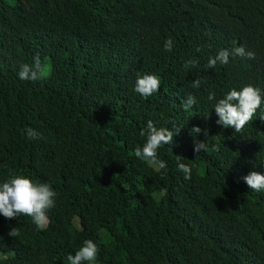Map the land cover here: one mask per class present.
<instances>
[{
	"label": "trees",
	"instance_id": "1",
	"mask_svg": "<svg viewBox=\"0 0 264 264\" xmlns=\"http://www.w3.org/2000/svg\"><path fill=\"white\" fill-rule=\"evenodd\" d=\"M240 46L255 58L206 67ZM36 57L47 71L21 80ZM145 73L161 78L146 99ZM249 84L264 93V0H0V183L19 173L57 193L42 228L0 215V264H69L86 239L97 264H264V191L243 179L264 175V103L240 133L213 109ZM149 120L181 127L158 150L165 169L134 155Z\"/></svg>",
	"mask_w": 264,
	"mask_h": 264
},
{
	"label": "clouds",
	"instance_id": "2",
	"mask_svg": "<svg viewBox=\"0 0 264 264\" xmlns=\"http://www.w3.org/2000/svg\"><path fill=\"white\" fill-rule=\"evenodd\" d=\"M172 44V39L168 38L164 44L165 51H171ZM233 54L246 55L249 59L255 58V53L252 51L246 52L243 46L234 48L232 52L221 49L215 57H209L206 67L215 68L218 61L221 64H227L229 56ZM197 64L198 60H189L186 62L185 67H196ZM45 71H47V68L42 67L39 57H36L34 66L23 65L18 75L21 80H35L38 78V72L42 74ZM204 83L203 79L197 78L192 82L191 87L199 89ZM160 85L161 78L159 76L145 73L137 76L135 91L146 99L159 91ZM215 97L216 93L214 91L208 92L207 98L209 101L214 100ZM196 103V97L190 94L182 107L187 111ZM262 103H264V93L261 92L259 87L249 84L239 91L233 88L214 105L213 109L219 117L216 123L222 125L225 129L233 128L236 133H240L248 123L253 121V117ZM260 119L264 120V117ZM180 129L181 127L178 128L175 125H172L171 130L168 127H156L149 120L146 127L140 130V135L146 137V142L142 148L137 147L135 149V157L149 162L154 168L165 169L167 162L158 157V150L162 146L171 145L174 136L179 134ZM199 132H201V129L198 126H193L190 129L193 136ZM204 135L205 137L208 136L207 130H204ZM27 136L30 139L37 138V133L33 129H27ZM208 150L209 146L206 141H195V152L197 154ZM212 150L219 151V146L213 145ZM183 159L181 156H176L178 170L184 173L185 179H190L191 166L183 163ZM243 179L253 191H264V175L261 173L252 171ZM56 197L57 193L49 183L35 182L28 176L14 173L3 183H0V215L6 219H14L21 215L28 216L31 217L37 228H42L48 222V212L55 206ZM8 235L13 238L18 237L20 235L19 229L12 227ZM99 252V245L91 239H86L75 254L70 253L67 259L69 264H97Z\"/></svg>",
	"mask_w": 264,
	"mask_h": 264
}]
</instances>
